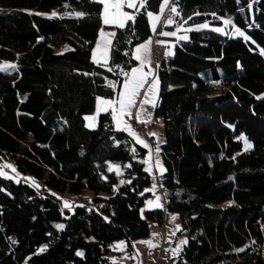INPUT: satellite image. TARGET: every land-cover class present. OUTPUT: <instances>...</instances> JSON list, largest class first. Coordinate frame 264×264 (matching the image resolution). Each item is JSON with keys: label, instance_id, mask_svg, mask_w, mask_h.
Wrapping results in <instances>:
<instances>
[{"label": "trees", "instance_id": "trees-1", "mask_svg": "<svg viewBox=\"0 0 264 264\" xmlns=\"http://www.w3.org/2000/svg\"><path fill=\"white\" fill-rule=\"evenodd\" d=\"M174 3L179 15L169 8L166 21L188 39L180 35L171 58L156 61L166 132L160 181L189 237L174 264H264V0ZM162 4L146 0L134 24L117 27L102 67L93 59L101 3L0 0V62L16 65L0 71V157L42 182L0 175V264H114L116 240L133 247L165 223L164 208L143 214L148 148L118 129L111 111L96 128L86 120L139 63L135 48L156 34L147 13ZM64 44L71 47L58 51ZM68 192L91 197L72 210L59 195Z\"/></svg>", "mask_w": 264, "mask_h": 264}, {"label": "rangeland", "instance_id": "rangeland-1", "mask_svg": "<svg viewBox=\"0 0 264 264\" xmlns=\"http://www.w3.org/2000/svg\"><path fill=\"white\" fill-rule=\"evenodd\" d=\"M173 0H169V8H171V3ZM138 3V9L133 10L128 7H124L122 11L135 14L143 7H139V0H137ZM167 5V6H168ZM167 6L164 8V10L167 8ZM168 8V9H169ZM163 10V11H164ZM154 15H159L160 20L165 18V15L163 12L160 11H152ZM111 18V13H110ZM118 18V17H117ZM173 19V18H171ZM129 23V22H128ZM164 23L165 19H164ZM164 28L162 32H176V36H163L161 35L158 39L159 41H162L165 44L167 49L170 51H173L180 35L187 36L188 32H182L183 27H176L174 26V23L164 24ZM157 29V28H156ZM223 32H227V30L223 27ZM117 26L115 24H109L105 25L103 22V26L100 30V35L98 38V41L96 43L94 53H95V59L100 60L103 62V55L106 54L109 57V61L111 59V52H112V46L115 39V36L110 35H101V33H115L117 34ZM188 37V36H187ZM151 40L150 44V52L146 53L145 55L150 60V65H145L144 71H149V68L154 72L155 77L158 78L159 85L158 90L156 94L153 96L152 93H148V95L154 100L155 106L152 104H142L141 101L144 98V90H141L140 96L136 98V107H134L132 111V117L125 115L121 117V123L119 126L117 125V121L115 120V123L117 125L118 129H124L125 122L131 126V128L136 132V134L144 140L148 145V155L144 159L146 163L147 169H150V173L152 175V183L149 185L146 190H149L151 194L148 196V200L153 201V205H148L147 201L143 207V214H146L147 210H153L158 209L155 207L156 204V197H160L159 203L163 205L165 212H166V221L164 224H153L152 230L150 236L140 238L136 240L133 244V247L129 243L127 238L116 240L112 246H111V252L109 253V257L114 262V264H174L175 260L180 257L184 245H180L181 240H187L189 239L188 234L183 233V223H182V217L179 212L172 208H168L166 206V200H165V194L163 191V186L160 181V177L164 174V172L161 174V171L159 167L156 166V160H159L160 165L165 169L164 160L162 156V146L166 142V132H165V122L164 118L162 116H158L156 114V107L159 102L160 98V92L162 87V81L159 74V67H157L156 63V52L153 50V38L149 39ZM148 40V41H149ZM109 42L110 45H109ZM147 42V41H145ZM143 42V43H145ZM141 43V44H143ZM99 45V47H97ZM140 45V44H139ZM71 46L69 44H64L62 46H58V51H65L69 49ZM108 61V62H109ZM14 64L11 61H4L0 62V66L3 65H11ZM161 66V65H159ZM139 67V63L135 66ZM134 67V68H135ZM131 72V71H130ZM129 72V73H130ZM152 76H149V84L151 83ZM126 79V78H125ZM125 81V80H124ZM123 81V83H124ZM123 83L122 86L118 92V94L115 97H106V96H99L98 103H97V109L99 108L100 111L98 112L97 109L94 113L86 115L87 124L90 128H96L99 124V118L100 115L103 112L111 111L109 108L108 110H105L106 106L102 105L100 103V100H117L119 93L123 92ZM148 84L145 85V90L148 88ZM118 107V105H116ZM137 112L140 114V119L145 121H150L147 123H140L135 118ZM88 117H94V119H87ZM128 132V131H127ZM155 135H150V134ZM136 140V139H135ZM159 147V153L155 151V149ZM0 175L14 178L17 181L26 180L30 183H33L37 186H41L42 182L38 179H36L34 176L28 174L26 177L25 175L18 169L15 161L11 157L3 156L0 157ZM155 184V188L153 189V185ZM63 201H67L69 206L67 208H72V210L75 209L76 206L81 205V201L89 200L91 196H80L76 197L72 194L68 193H60L59 194ZM65 207V203H64ZM159 208V209H160ZM175 216L176 219L173 220L172 217ZM177 225H179V230L177 231ZM173 232H175V235H173ZM155 234V235H154ZM152 241L153 244L157 245L156 247H148L146 241ZM120 242H124V245L121 248H117V245L120 244ZM180 245L179 254L174 256L172 250L176 249L177 246ZM135 247V249H134Z\"/></svg>", "mask_w": 264, "mask_h": 264}, {"label": "snow or ice", "instance_id": "snow-or-ice-1", "mask_svg": "<svg viewBox=\"0 0 264 264\" xmlns=\"http://www.w3.org/2000/svg\"><path fill=\"white\" fill-rule=\"evenodd\" d=\"M95 2L101 3L103 5V22L105 25H109V24H115L117 27L119 28H125L128 26V22H132L133 24L135 23L136 20V15L135 14H131L125 11H122V9L126 6L130 9L133 10H137L138 9V3L137 0H95ZM146 3V0H139V7H144ZM169 4V0H163V4L161 5V12H163L164 8ZM65 7H67V5H65ZM171 13H175L176 15H179V12L177 11L176 7H171L170 9ZM110 13H111V18H110ZM76 17H83L84 13L81 12H76L74 13ZM37 15H39V13H37ZM57 14L56 12L51 13V17H55ZM147 15L149 16V18L152 20V30L153 32L156 31V25L157 23L160 21V16L159 15H154L151 12H148ZM118 17V18H117ZM190 19V18H189ZM187 21H185L186 23ZM167 24L171 25L173 23H175V21L171 18H169L166 21ZM225 24H229L231 23V21L225 20L224 21ZM200 28H207L208 25L207 24H203L199 26ZM191 29H187L186 31H190ZM215 31L217 32H222L223 29L221 28H216ZM236 34L239 36H244V33L242 31H240L239 29L236 30ZM101 35H110V36H115L116 34L113 33H101ZM160 35L163 36H176V32H161ZM181 40H187L188 37L187 36H181L180 37ZM245 39H248V37H245ZM111 42H109L110 45ZM157 43H163L162 41H157ZM150 44H151V40L138 45L135 48V59L137 61H139V67H135L131 70V72H122V74L126 77L124 83H123V89L124 91L119 93L118 99L113 101V100H100V103L102 105H105L106 108L105 110H108L109 108L111 109V115L113 116V118L117 121V125L119 126V124L121 123V117L127 115L130 118L132 117V109L134 107H136V98L138 96H140L141 94V90H144V98L141 101L142 104H152L153 106H155L154 100L148 95V93H152V95L154 96L158 90V85H159V81L158 78L155 77L154 72L151 70V68H149V71H144L145 65H150V60L147 58V56L145 55L146 53L150 52ZM99 47V45L97 46ZM167 55H173V53L171 51L166 53ZM125 55H127V53H125ZM93 59L96 63L101 64L102 67L107 66L108 61H109V57L104 54L103 55V62L101 63L100 60H96L95 59V53L93 55ZM157 67H159V65H157ZM9 68L11 69H15L16 65L15 64H11V65H3L0 66V71H7ZM108 71H112V68L109 67ZM87 75V73L85 74ZM149 76H152V80L151 83L149 84ZM148 84V88L145 90V85ZM109 87H115L114 84H109ZM116 105H118V107H116ZM97 111L99 112L100 109L98 108ZM135 118L137 119L138 122L140 123H147L150 121H145V120H141L140 119V114L139 112H137ZM87 119H94V117H88ZM125 131H128L130 135H132L137 143L143 145L145 148H148L149 145L142 140L137 134L136 132L131 128L130 125H128L125 122V127L124 129ZM150 135H155L150 134ZM240 140L244 141V145H245V151L251 149L253 146L251 143H249L247 141V138L244 137L243 135H241L239 137ZM159 147L157 146V148L155 149V151L157 153H159ZM133 151H135V149H133ZM156 166L159 167L161 174L165 171V169H163V167L160 165L159 160H156ZM112 169L109 168V171H111ZM148 171H150V169H147ZM117 172L119 173V169L117 168ZM121 183H124V181H121ZM155 188V184L153 185V189ZM149 191V190H146ZM160 201V197H156V204L155 207L160 208L163 207L162 204L159 203ZM65 203V207H68L69 204L67 201L64 202ZM148 205H153V201L152 200H148L147 201ZM173 220L176 219L175 216L172 217ZM56 227L58 229H63L64 225L63 224H57ZM177 231L179 230V225H177ZM155 235V234H154ZM173 235H175V232H173ZM146 243L148 245V247L152 248V247H156L157 245L153 244L152 241H146L143 242ZM188 241L185 240H181L180 241V245H184L187 244ZM124 245V242H120L119 245H117V248H121ZM180 245L177 246L176 249H173V255L176 256L179 254V250H180ZM47 249V245L42 246L39 249V252H44ZM237 251H244V249H238ZM78 256H82L83 253L82 252H77Z\"/></svg>", "mask_w": 264, "mask_h": 264}, {"label": "built area", "instance_id": "built-area-1", "mask_svg": "<svg viewBox=\"0 0 264 264\" xmlns=\"http://www.w3.org/2000/svg\"><path fill=\"white\" fill-rule=\"evenodd\" d=\"M174 4L175 3H174V0H173V2L171 3V7H173ZM162 27H163V25L161 24L160 25V30L162 29ZM156 37H157V34H156L154 42H153V49L156 52V61L157 62H162L163 59H165V57L167 55L166 53L168 52V49L164 45H160L159 43H157Z\"/></svg>", "mask_w": 264, "mask_h": 264}, {"label": "crops", "instance_id": "crops-1", "mask_svg": "<svg viewBox=\"0 0 264 264\" xmlns=\"http://www.w3.org/2000/svg\"><path fill=\"white\" fill-rule=\"evenodd\" d=\"M168 8H169V5L167 6V8L163 11V13H164V15H165V22H166V13H167V11H168ZM164 19H161L158 23H157V25H156V31H155V33L158 31V29H159V26H160V24L161 23H163L164 22ZM151 20V19H150ZM168 20V19H167ZM151 24H152V20H151ZM175 24V23H174ZM134 249H135V247H134Z\"/></svg>", "mask_w": 264, "mask_h": 264}, {"label": "bare ground", "instance_id": "bare-ground-1", "mask_svg": "<svg viewBox=\"0 0 264 264\" xmlns=\"http://www.w3.org/2000/svg\"><path fill=\"white\" fill-rule=\"evenodd\" d=\"M168 52H169V50H168ZM170 58H171V55L170 56L166 55V57H165V59H170ZM157 63L162 65V62H157Z\"/></svg>", "mask_w": 264, "mask_h": 264}, {"label": "water", "instance_id": "water-1", "mask_svg": "<svg viewBox=\"0 0 264 264\" xmlns=\"http://www.w3.org/2000/svg\"><path fill=\"white\" fill-rule=\"evenodd\" d=\"M178 260H179V258H178V259H176V262H178ZM176 262H175V263H176Z\"/></svg>", "mask_w": 264, "mask_h": 264}]
</instances>
